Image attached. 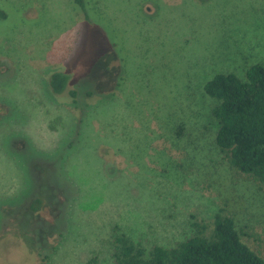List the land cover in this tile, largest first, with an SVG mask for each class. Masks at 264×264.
Instances as JSON below:
<instances>
[{
    "label": "rangeland",
    "instance_id": "374dc122",
    "mask_svg": "<svg viewBox=\"0 0 264 264\" xmlns=\"http://www.w3.org/2000/svg\"><path fill=\"white\" fill-rule=\"evenodd\" d=\"M88 3L0 0V264H110L115 229L169 247L217 213L264 259V185L193 145L206 80L264 63V0Z\"/></svg>",
    "mask_w": 264,
    "mask_h": 264
},
{
    "label": "trees",
    "instance_id": "16d2710c",
    "mask_svg": "<svg viewBox=\"0 0 264 264\" xmlns=\"http://www.w3.org/2000/svg\"><path fill=\"white\" fill-rule=\"evenodd\" d=\"M73 1L86 17L88 8H97L89 0ZM4 16L0 9V18ZM70 76L63 70L51 74L53 94L65 92ZM203 88L214 104L208 112L209 125L203 131H193V145L210 140L206 145L223 154L230 167L264 185V63L250 65L244 76L217 72ZM70 93L74 96L76 91ZM40 203L39 198L34 199L32 209L37 210ZM242 234L236 217L222 213L215 214L211 224L193 222L191 234L169 247H147L115 229L110 239V264H264V259L242 240ZM91 262L98 264L95 258Z\"/></svg>",
    "mask_w": 264,
    "mask_h": 264
}]
</instances>
